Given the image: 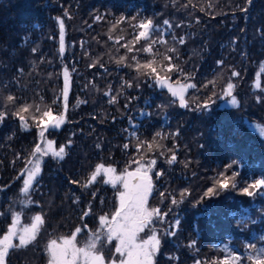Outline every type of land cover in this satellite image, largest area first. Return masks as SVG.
I'll list each match as a JSON object with an SVG mask.
<instances>
[{
	"label": "trees",
	"instance_id": "trees-1",
	"mask_svg": "<svg viewBox=\"0 0 264 264\" xmlns=\"http://www.w3.org/2000/svg\"><path fill=\"white\" fill-rule=\"evenodd\" d=\"M148 19L160 31L136 41L142 29L133 25ZM161 36L166 43L159 42ZM152 39L157 43L145 53ZM122 56L124 63L117 64ZM152 60L160 76L186 86L183 94L174 96L161 87L150 69L138 74L137 61ZM169 63L175 65L171 72L166 71ZM228 82L234 85L231 95L226 94ZM8 95L17 99L5 109L2 101ZM180 95L187 106H181ZM22 104L33 106L23 113L27 127L13 115ZM49 108L65 119L41 139L32 115L40 117ZM5 110L0 226L16 213L24 223L37 214L46 218L36 239L13 251V264H44L58 223L77 219L87 206L99 212L105 208L95 197L82 203L79 189L87 190V181L79 174L89 167L86 159L112 155L122 142L120 126L128 124L146 128L131 136L134 149L126 154L143 157L146 167L155 160L146 206L161 216L143 230L155 231L160 240L153 264H264V187L249 188L251 196L243 192L264 179V0H0V111ZM153 137L160 147L149 151ZM47 139L53 144L48 155L37 154L38 183L24 193L26 169L37 161L32 153L37 144L49 148ZM60 146H65L64 158H53ZM221 172L226 177L238 173L236 187L230 181L229 188L217 186L215 195L205 197L213 178L223 179ZM63 175L83 179V186L68 183ZM97 230L104 231L94 226L90 235ZM115 247L106 242L103 254L116 253ZM231 250L239 260L232 259Z\"/></svg>",
	"mask_w": 264,
	"mask_h": 264
},
{
	"label": "snow or ice",
	"instance_id": "snow-or-ice-1",
	"mask_svg": "<svg viewBox=\"0 0 264 264\" xmlns=\"http://www.w3.org/2000/svg\"><path fill=\"white\" fill-rule=\"evenodd\" d=\"M250 3V0H249ZM123 20L124 18L121 17ZM132 19H136L133 17ZM165 25L169 24V21H164ZM115 27V26H114ZM134 28L138 27L142 29L139 31L138 35H136V41H139L140 38H144L148 40L150 35L154 32L160 31L156 26L153 25L151 19L141 21L137 25H133ZM63 28V25H61ZM111 38V37H110ZM122 38V37H121ZM118 38V41L119 39ZM61 47L60 51H64L63 44V32H61ZM117 41V42H118ZM160 43H166V41L162 38L159 39ZM183 43V39L180 41ZM157 43L156 39L150 40L148 45L142 49L145 53H151L152 46ZM35 51V49L33 50ZM129 52H132L133 49L131 47L128 48ZM139 51V50H138ZM168 51L174 52V49H168ZM165 60L171 61V56H164ZM125 58L122 56L120 59L116 61L117 64H123ZM132 60H136V56L132 57ZM153 63L155 60L148 61L146 63L141 64L139 61L136 63V68L138 70V74L144 75L146 73L140 71L141 69H150L151 72L149 75L155 74V79L161 87H165V77H162L157 72V68L153 67ZM218 63L222 64V61ZM132 65H129L131 67ZM175 68V65L171 63L168 64L166 71L171 72ZM65 76H67V70H65ZM232 76H239L238 72L233 71ZM187 87H195V85H187ZM234 85L231 82L227 83V95H231V89ZM67 85H65V98L67 96ZM185 89L184 85L180 86V90L183 91ZM169 90L172 91V94L175 96L178 93L173 91L171 87ZM181 106H187L186 101L183 95H180ZM16 97L13 95H8L6 99L2 101L3 107L5 109L10 105H15ZM233 104L236 101L233 99ZM207 104L203 105V107L207 108ZM33 106L30 104H22L18 108H16L13 115L19 117L21 121L22 127H27V121L23 113H28L29 110ZM36 112H40V108L37 107L35 109ZM7 111H0V120H3ZM45 118H47L45 120ZM32 119L34 121H39L35 126L40 128L39 135L41 139L44 138V133L48 131L49 128H59L60 125L64 122V114L60 113L57 116H53L51 109L43 111L42 116L37 117L32 115ZM161 135L160 132L155 134V137H159ZM155 137H153V143L148 145V150L151 151L153 145L156 147H160V145L156 142ZM47 145L50 147L53 144V141H46ZM144 142L140 141L137 145V148L140 147ZM124 148H128V145L125 144ZM46 156L48 155V148H42L40 144L35 146V149L32 153L33 156ZM65 154V146H60L57 151H53V158L63 159ZM39 156H37L36 163L33 164L31 168L26 169L27 178L23 182L22 191L24 193H28L29 189L33 186V182L37 180V176L40 172L39 167ZM143 159V157H141ZM176 159L175 155L171 157L169 163H172ZM139 163L138 161H134ZM28 163H32V161H28ZM155 164V160L150 161V163L145 167L143 164H139L137 169L133 172H125L119 176H113L110 180L106 181L107 183H112L113 187H115L116 183H121L123 185L124 191L119 192V208L112 215L111 220L108 219L107 216H101L100 227L101 229L106 228L107 231H97L92 233L88 237V241L84 244V247L77 248L76 247V234L81 232V228H76L75 231L70 236H64L60 238V243H57L56 239H52L48 245V252L50 256L49 264H76L77 259L83 261V264H105V257L103 255V247L106 242H111L113 239L118 241V244L115 247V252L119 253L121 256L120 264H153V257L159 249L160 240L157 237L155 231H152V234L146 240L138 241V234L142 232L146 227H149L153 223V217L160 218L161 213L158 209H149L147 204V197L152 190L151 179L148 177V171L151 170V166ZM232 164L227 165L228 168H232ZM101 169H105L103 164H99L96 166L95 171L91 174L89 178V183L96 180L99 175ZM106 172L115 173V169L109 166L106 169ZM25 173H22L24 175ZM220 178H213V186L209 187L205 192L204 196H211L216 194L217 186L219 189H227L229 188V182L232 181L231 186L233 188L236 187L235 177L238 173L233 172L231 177H226L223 172L218 174ZM130 180H135V183H130ZM87 186V185H85ZM264 187V179L256 180L254 184H250L248 187L243 188V192L247 195L251 196L253 193L249 191V188L259 189ZM187 190H185L186 192ZM163 195V194H162ZM182 196L184 193L181 194ZM173 204H176L177 201L173 200ZM88 213H85L87 215ZM16 215L13 216V222L8 227L7 232L0 237V264H5V258L8 255L10 248L15 247H23L31 241L36 239V235L38 233L39 228L44 224V218L42 215L37 214L33 218V223L28 227L20 228L16 231ZM166 215V214H165ZM178 223V222H177ZM13 236H18L19 245H13L11 243V238ZM103 237V238H102ZM99 245V247H98ZM126 257V259H125ZM110 264H116L115 260H112ZM227 264V262H226Z\"/></svg>",
	"mask_w": 264,
	"mask_h": 264
},
{
	"label": "flooded vegetation",
	"instance_id": "flooded-vegetation-1",
	"mask_svg": "<svg viewBox=\"0 0 264 264\" xmlns=\"http://www.w3.org/2000/svg\"><path fill=\"white\" fill-rule=\"evenodd\" d=\"M146 126H139V125H131L128 124L126 126L121 125L120 126V132L118 133L120 136V140L122 141L120 144L116 143V149L113 150L112 155L110 157H101L98 156L96 158H88L85 160V164H87L89 167L85 169V175L79 174L80 177H85L86 176V181H87V190L86 189H79L80 194L84 193L83 196L80 195L82 198V203H86V198L87 197H95L98 201V203H103L105 202V208L101 210L100 212L98 210L92 211V209L87 206L84 211L79 213L77 215V219L72 217L65 222V226H62L61 224L58 223V228L59 230H56L53 232L48 240V244L52 239H56L57 243H60V238L64 236H70L76 228H81V232L76 234V245H84L88 240L87 237L88 235L91 234L92 227L96 226L98 228L100 227V220L99 218L101 216H107L108 219H111L112 215L115 213L117 208H119V192L124 191L123 185L121 183H116L115 187H113L112 183H107L106 181L110 180V176H113L117 173H124L125 170L128 172L132 169H137L139 164H144V161L139 158H132L130 155L126 154V150H131L134 149L132 147L131 143H129V139L131 136H133L135 133H139L140 131H144ZM124 142L125 144L128 145V148H124ZM109 149V148H108ZM107 148H105V152L108 151ZM134 161H138L139 163H136ZM99 164H103L105 166V169H101L99 175L97 176L96 180L89 183V178L91 174L95 171L96 166ZM145 165V164H144ZM111 166L112 168L115 169V173H109L106 172V169ZM43 173H41L40 179L42 183V188H44V183L46 179V174L44 172V169H42ZM132 172V171H130ZM62 177L68 178L66 175H63ZM148 177L151 179L152 183V190L149 193V197L153 194V182H152V177L150 172L148 171ZM76 179V177H74ZM68 183H73L78 186H83L81 182L83 179H72L68 178ZM131 183H135V180H131ZM110 198H116L115 202H113L112 199ZM110 203V205H108ZM112 210V211H111ZM111 211V214H109ZM85 213H88L85 215ZM42 216L44 218V224L41 226L42 229L45 227L46 223V218L45 215L42 213ZM57 220H60L58 218ZM78 221L77 224L74 222ZM104 231H107L106 228L102 229ZM115 244H118L117 240H112ZM105 257V263H110L112 260L116 261V264H120L121 256L119 253H111V254H103ZM11 256H8V264H13L12 261L9 259ZM126 259V257H125ZM44 264H47L50 261V256L49 253H46L43 255V260ZM82 260L77 259L76 264L78 262H81Z\"/></svg>",
	"mask_w": 264,
	"mask_h": 264
},
{
	"label": "rangeland",
	"instance_id": "rangeland-1",
	"mask_svg": "<svg viewBox=\"0 0 264 264\" xmlns=\"http://www.w3.org/2000/svg\"><path fill=\"white\" fill-rule=\"evenodd\" d=\"M182 84H180V83H177V82H173V81H171L170 79H165V87H171V89L173 90V91H176L178 94H183L184 93V91L186 90V86H185V89L183 90V91H181L180 90V86H181ZM68 88V87H67ZM67 90V89H66ZM146 110H142V113H144ZM130 123H134L133 122V120H130ZM254 126H255V124H253ZM262 133L264 134V128L262 129ZM46 141H48V139L46 140ZM49 147V146H48ZM51 147V146H50ZM48 148V152H51L50 150H51V148ZM146 167V166H145ZM136 169H132V170H130V171H135ZM130 171H128V172H130ZM123 173H117L116 172V174L115 175H113V176H116V177H119V176H121ZM113 176H110L111 178L113 177ZM110 178V179H111ZM130 183H131V180L129 181ZM148 199H149V196L147 197V201H148ZM16 214H18V215H16V228L14 229V231H16V230H18V229H20V228H23V227H28V226H30L32 223H33V221H32V223H24V221L23 220H21L22 218V216L20 215V213H16ZM13 216H14V214H12L10 217H6L7 219H8V222H6V224H5V227H1L0 226V237H2L6 232H7V229H8V227L12 224V222H13ZM109 220H111V219H109ZM175 222L176 221H174V225H175ZM168 227V226H167ZM170 228V227H169ZM98 231V230H97ZM100 231V230H99ZM106 232V231H105ZM156 233V232H155ZM152 233H145V232H140V236H139V234H138V241L137 242H140V240H146V239H148V237L151 235ZM157 235V234H156ZM157 237H158V235H157ZM11 243L13 244V245H19V239H18V236H13L12 238H11ZM118 243V242H117ZM59 244V243H58ZM49 245V244H48ZM117 245V244H116ZM76 247L77 248H81V247H84V245H76ZM20 247H15V248H10L9 249V252H8V255H7V257L5 258V264H8V256L10 255L11 256V254H13V251H16L17 249H19ZM234 251L235 250H231V256L233 257L232 259L233 260H239V258L237 257V255H234ZM47 253H49V252H47ZM153 259H154V257H153ZM241 262V261H240ZM47 264H49V262L47 263ZM77 264H83V261H81V262H78ZM106 264V263H105ZM107 264H110V263H107Z\"/></svg>",
	"mask_w": 264,
	"mask_h": 264
}]
</instances>
